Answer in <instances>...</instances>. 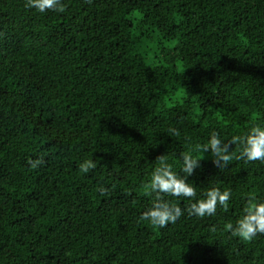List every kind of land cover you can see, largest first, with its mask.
Wrapping results in <instances>:
<instances>
[{
	"label": "trees",
	"instance_id": "trees-1",
	"mask_svg": "<svg viewBox=\"0 0 264 264\" xmlns=\"http://www.w3.org/2000/svg\"><path fill=\"white\" fill-rule=\"evenodd\" d=\"M62 3L0 0V264H264V235L226 227L264 199L260 162L220 169L205 152L196 198L230 189L228 208L163 229L140 218L156 157L178 168L209 130L264 122V0Z\"/></svg>",
	"mask_w": 264,
	"mask_h": 264
},
{
	"label": "clouds",
	"instance_id": "clouds-1",
	"mask_svg": "<svg viewBox=\"0 0 264 264\" xmlns=\"http://www.w3.org/2000/svg\"><path fill=\"white\" fill-rule=\"evenodd\" d=\"M26 7L39 13L47 10L64 11L62 0H26ZM169 132L173 136L180 135L176 128L169 129ZM205 152L210 153L212 164L220 169L229 165V161L233 159L264 164V122L254 123L244 133L234 134L226 140L221 138L217 130H209L206 142L195 144L191 151L176 154L179 160L178 168L174 167V162H170L167 154L156 157V166L144 187V194L151 197V204L141 213L142 220L163 229L175 223L184 214L197 218L211 217L216 214L218 206L225 210L228 208L230 189L222 190L213 185L202 192L200 198H196V186L189 177L201 167ZM43 163V157L28 161L32 168H37ZM96 167L97 161L93 159H82L78 164L82 174H88ZM98 191L103 196L108 189L104 184H100ZM167 197L187 198L190 203L182 209ZM226 227L232 237L241 241H252L264 235V199L248 197L240 217L228 223Z\"/></svg>",
	"mask_w": 264,
	"mask_h": 264
}]
</instances>
